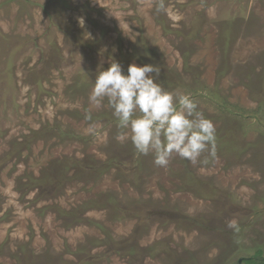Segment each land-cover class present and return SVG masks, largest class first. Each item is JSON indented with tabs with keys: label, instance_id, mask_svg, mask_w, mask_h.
Wrapping results in <instances>:
<instances>
[{
	"label": "rangeland",
	"instance_id": "1",
	"mask_svg": "<svg viewBox=\"0 0 264 264\" xmlns=\"http://www.w3.org/2000/svg\"><path fill=\"white\" fill-rule=\"evenodd\" d=\"M158 3L0 0V264H260L264 0ZM148 55L214 157L157 166L90 103L98 69Z\"/></svg>",
	"mask_w": 264,
	"mask_h": 264
},
{
	"label": "clouds",
	"instance_id": "2",
	"mask_svg": "<svg viewBox=\"0 0 264 264\" xmlns=\"http://www.w3.org/2000/svg\"><path fill=\"white\" fill-rule=\"evenodd\" d=\"M164 9V0H159L156 10ZM159 73L157 66L133 62L125 74L122 66L112 61L96 72L89 101L99 106L106 100L118 127L126 130L123 138L131 140L138 154L151 153L157 166L166 167L173 154L193 164L205 152L214 157L213 123L198 109L190 93L163 88L157 82ZM91 118V112H86L85 120ZM88 131L93 133L95 129ZM227 227L239 229L236 221H229Z\"/></svg>",
	"mask_w": 264,
	"mask_h": 264
},
{
	"label": "trees",
	"instance_id": "3",
	"mask_svg": "<svg viewBox=\"0 0 264 264\" xmlns=\"http://www.w3.org/2000/svg\"><path fill=\"white\" fill-rule=\"evenodd\" d=\"M148 56H149V57L146 58V59H147L146 63H147V64H152V65L155 66V61H157V58L154 57V55H148ZM159 76L161 77V78H160L161 81H160V80H157V82H158V83H162L161 85H164V84L166 83V80H165V78H166L165 73H164L163 71L160 70ZM257 254H258V255H254L253 257H250V258H249V261H253V260H255V261H257V262L260 263V264H264V256L259 255V253H257ZM233 264H241V263H240V261H236V262H234Z\"/></svg>",
	"mask_w": 264,
	"mask_h": 264
}]
</instances>
